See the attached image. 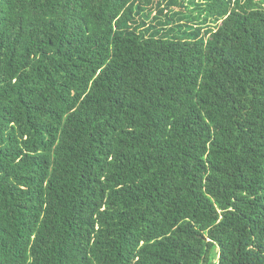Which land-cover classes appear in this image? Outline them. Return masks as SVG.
I'll use <instances>...</instances> for the list:
<instances>
[{
    "label": "trees",
    "instance_id": "1",
    "mask_svg": "<svg viewBox=\"0 0 264 264\" xmlns=\"http://www.w3.org/2000/svg\"><path fill=\"white\" fill-rule=\"evenodd\" d=\"M0 264H264V0H0Z\"/></svg>",
    "mask_w": 264,
    "mask_h": 264
},
{
    "label": "rangeland",
    "instance_id": "2",
    "mask_svg": "<svg viewBox=\"0 0 264 264\" xmlns=\"http://www.w3.org/2000/svg\"><path fill=\"white\" fill-rule=\"evenodd\" d=\"M187 3V2H186ZM194 6H190V8L192 9Z\"/></svg>",
    "mask_w": 264,
    "mask_h": 264
}]
</instances>
